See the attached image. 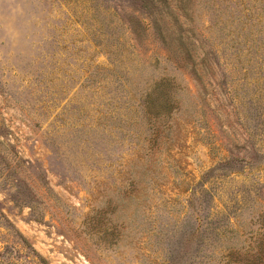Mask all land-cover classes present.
<instances>
[{
	"label": "rangeland",
	"instance_id": "obj_1",
	"mask_svg": "<svg viewBox=\"0 0 264 264\" xmlns=\"http://www.w3.org/2000/svg\"><path fill=\"white\" fill-rule=\"evenodd\" d=\"M186 4L0 0V264H264V0Z\"/></svg>",
	"mask_w": 264,
	"mask_h": 264
},
{
	"label": "trees",
	"instance_id": "obj_2",
	"mask_svg": "<svg viewBox=\"0 0 264 264\" xmlns=\"http://www.w3.org/2000/svg\"><path fill=\"white\" fill-rule=\"evenodd\" d=\"M168 0H164V2L166 3ZM182 3H184L183 7L184 8H187V4L186 2L189 1V0H180ZM188 13V11H186ZM143 106L144 108H146L147 110V113L150 114L152 113L151 111L153 110L154 113H152V116L155 118V117H158L159 116V112H158V109L160 107V104L158 102V100L151 96L150 94H147L145 99L143 100ZM170 106V105H169ZM167 108V110L169 111V107Z\"/></svg>",
	"mask_w": 264,
	"mask_h": 264
}]
</instances>
